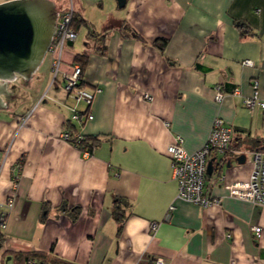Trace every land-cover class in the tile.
Segmentation results:
<instances>
[{"label": "crops", "instance_id": "0c3cea01", "mask_svg": "<svg viewBox=\"0 0 264 264\" xmlns=\"http://www.w3.org/2000/svg\"><path fill=\"white\" fill-rule=\"evenodd\" d=\"M52 1L58 12L70 4ZM73 3L95 31L111 28L107 52L97 51L82 26L77 39L65 45L56 75L48 52L21 88L10 83L9 105L0 110V211H9L7 228L0 229V264H25L16 254L30 251L77 264H155L157 258L164 264H264V205L231 197L226 188L249 179L248 152L256 149V138H264V112L243 102L253 93V80L264 99V0ZM236 19L254 33L243 36ZM125 24L143 39L130 30L123 34ZM159 38L168 40L164 51L154 45ZM85 50L90 58L82 70L83 87L95 93L88 108L65 89V76L79 64L75 55ZM218 85L224 92L220 102ZM73 106L93 115L76 123L78 130L103 136L92 154L61 136ZM218 117L234 135L227 156L211 158L214 171L205 184L221 202L202 207L177 197L168 146L179 135L185 151L196 152ZM242 154L246 159L239 163ZM116 196L130 201L119 235L112 215ZM65 202L80 206L76 220L61 210ZM254 226L262 228L260 236Z\"/></svg>", "mask_w": 264, "mask_h": 264}, {"label": "built area", "instance_id": "2783aa9c", "mask_svg": "<svg viewBox=\"0 0 264 264\" xmlns=\"http://www.w3.org/2000/svg\"><path fill=\"white\" fill-rule=\"evenodd\" d=\"M75 16V6L73 0H70L69 6L62 12H58L55 34L49 48L52 53V68L55 75L58 73L60 64L62 62V54L67 42H73L78 37V32L73 27V20ZM243 64L252 65L251 60H244ZM82 78V68L79 64L74 66V71L71 75L65 76V89L73 96L77 104L84 103L87 108L93 102L95 93L80 87V80ZM253 93L244 97V105L248 108H255L259 106L264 112V99L259 95L258 80H253ZM222 86L216 87L215 99L222 101L224 92ZM238 88L234 93H238ZM146 99L151 100L152 97L146 94ZM73 115L72 122L79 125L83 124L86 120L93 119V115L87 111L82 112L77 106L72 107ZM24 121L21 125H24ZM77 133V136H80ZM233 128L226 124L222 118L214 120L212 130L206 143L194 153H187L183 147V138L177 136L173 143L168 146V153L171 157L173 174L178 181V194L179 199L196 203L202 207H209L214 204H219L221 198L213 196L205 188L206 179L208 177V162L212 157L222 156V159L227 156L231 151V143L233 140ZM62 138L69 142L70 134L67 130H63ZM75 146V145H74ZM89 154L87 151L84 152ZM253 154V169L251 175L246 181H237L228 183L226 188L229 196L243 199L254 204L264 205V150L252 151ZM221 162V161H220ZM16 173L13 177V187L16 189L19 184L20 174L22 169V159L15 164ZM224 179V176H223ZM14 204L13 196L7 202V208L11 209ZM172 204L169 211L174 209ZM9 211L2 209L0 211V229L7 228ZM157 223H152L151 228L156 229ZM253 231L256 236H260L262 228L254 226ZM231 237V234H228ZM27 264H39L36 260H28ZM155 264H164L162 258H157Z\"/></svg>", "mask_w": 264, "mask_h": 264}, {"label": "water", "instance_id": "95a60500", "mask_svg": "<svg viewBox=\"0 0 264 264\" xmlns=\"http://www.w3.org/2000/svg\"><path fill=\"white\" fill-rule=\"evenodd\" d=\"M125 5V0H118ZM58 10L52 0H8L0 3V110L6 109L12 94L10 83L18 75L30 80L49 52ZM246 155L238 157L244 163ZM215 158L208 162L214 171ZM230 166V164H228Z\"/></svg>", "mask_w": 264, "mask_h": 264}, {"label": "trees", "instance_id": "16d2710c", "mask_svg": "<svg viewBox=\"0 0 264 264\" xmlns=\"http://www.w3.org/2000/svg\"><path fill=\"white\" fill-rule=\"evenodd\" d=\"M235 25L241 31V34L243 36H250L254 33L253 28L245 20L236 19ZM82 26L87 27L88 39H91L95 42L97 51L105 55L107 52V44H106L107 35L111 28H108L103 32H97L87 22V20L80 17L75 12V16L73 20L74 29L78 31L80 27ZM120 30L123 34L127 30H130L131 35L141 40L143 39L141 34L138 33L136 30L130 28L128 24L121 26ZM167 43H168V40L166 38H159L154 41V45H156L161 51L165 50ZM89 58H90V53L89 51L85 50L75 55L74 62L79 63L81 65L82 70H84V68L88 64ZM84 85H85V81L81 78L79 86L83 87ZM64 130H67L70 134L69 142L72 145H75L82 152L87 151L89 154H92L94 150L98 146H100V144L102 143L103 136L101 134H82L78 130L77 124L73 123L71 120H68V122H66V129ZM77 133H80L81 135L77 136ZM254 146H256L255 150H264V138H259V139L256 138L254 140L253 147ZM129 206H130V201L127 198L121 197V196L115 197L113 208H112V215L118 224V235L122 232V229L124 227L126 217H127L126 209ZM60 208L61 210L69 213L74 220H76L79 217L80 212H81L80 206H68L66 202L63 203L60 206ZM42 220H45V216L42 217ZM16 257H18L22 262H25V264L28 262V260H31V259L36 260L39 264H77L75 262L61 258L57 255H52L51 253L49 254L46 252H39V251L18 252L16 254Z\"/></svg>", "mask_w": 264, "mask_h": 264}, {"label": "rangeland", "instance_id": "374dc122", "mask_svg": "<svg viewBox=\"0 0 264 264\" xmlns=\"http://www.w3.org/2000/svg\"><path fill=\"white\" fill-rule=\"evenodd\" d=\"M49 56V54H46V58ZM24 80H26L24 77L18 75L17 78L15 80H13L11 83L13 84V86H15V88H21L22 83H24ZM22 93V92H21ZM23 94V93H22ZM22 96V95H21ZM20 98V97H19ZM248 157L252 160L253 159V154L252 152H248Z\"/></svg>", "mask_w": 264, "mask_h": 264}]
</instances>
